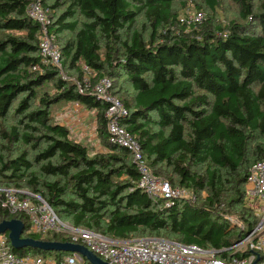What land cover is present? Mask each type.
<instances>
[{"label":"trees","instance_id":"obj_1","mask_svg":"<svg viewBox=\"0 0 264 264\" xmlns=\"http://www.w3.org/2000/svg\"><path fill=\"white\" fill-rule=\"evenodd\" d=\"M187 1L0 0V120L18 118V126L0 132L11 144L36 149L38 164L33 170L26 151L14 159L0 155V186L39 194L63 221L113 240L148 234L216 252L243 240L257 222L244 206L247 177L264 160V143L252 145L256 136L264 140V0L257 14L253 0H232L247 24L223 27L207 20L192 34L176 10ZM199 1L216 11L222 0ZM34 3L47 11L58 46L62 34H72L59 47L62 66L76 79L43 63L41 27L29 15ZM141 14L146 24L138 29ZM85 74L96 77L89 87ZM103 78L114 96L132 88L133 94L119 98L130 113L122 125L135 135L152 173L174 188L206 192L201 204L153 198L138 187L132 153L109 142L110 105L92 92ZM50 83L55 94L40 96ZM61 102L95 112L107 154L90 156L66 125L51 121V108ZM231 212L243 227L230 222ZM12 219L22 217L6 215ZM46 241L70 239L54 234ZM16 252L58 260L72 255Z\"/></svg>","mask_w":264,"mask_h":264},{"label":"built area","instance_id":"obj_2","mask_svg":"<svg viewBox=\"0 0 264 264\" xmlns=\"http://www.w3.org/2000/svg\"><path fill=\"white\" fill-rule=\"evenodd\" d=\"M29 15L41 27L40 51L43 63L60 69L62 52L56 43V36L49 33L51 19L47 11L41 4L34 3L29 8ZM202 21L203 14H197L195 23L200 24ZM84 83L89 87L88 78L84 79ZM111 86V81L103 78L92 91L110 105L106 113L110 144L126 148L132 153L141 175L138 184L140 189L153 198L165 201L180 198L183 193L181 188H174L149 169L140 143L122 125V120L130 113L112 94ZM79 90L83 93L85 88L80 85ZM244 206L256 217L255 226L230 249L216 252L163 237L113 240L93 230L63 221L39 194L27 189L0 186V224L6 221V215L21 216V221L26 226L23 238L46 241L54 234H63L69 237L71 243L87 247L109 264H264V160L254 164L249 172ZM223 251L234 254L221 258L219 255ZM85 261L75 254L60 260L31 253L19 254L12 245L9 232L0 235V264H85Z\"/></svg>","mask_w":264,"mask_h":264},{"label":"rangeland","instance_id":"obj_3","mask_svg":"<svg viewBox=\"0 0 264 264\" xmlns=\"http://www.w3.org/2000/svg\"><path fill=\"white\" fill-rule=\"evenodd\" d=\"M46 1L48 5H53L56 2V0ZM67 7L68 5L62 6L57 10V14H62L67 9ZM253 7L254 13L257 14L261 12L262 0H253ZM176 10L179 14V20L182 26L185 27V33L187 34H192L195 29L201 30L200 28L195 26V18L199 13L203 14L202 24H206L207 20H214L215 24L222 25L223 27L228 26L232 21L240 24L248 23V20L242 17L241 8L232 0H222L220 6L216 9V11L210 10L199 0H189L186 2V5L178 3L176 5ZM76 19L79 23H82L84 21V18L79 14L77 15ZM145 22V16L143 14L139 15L136 28L141 29L142 26L146 24ZM71 38L72 34H70L69 32L62 34L59 37V46H63L65 40H69ZM59 71L61 77L67 78L68 80H74L77 78L76 72L69 70L68 67L65 68L64 66H62ZM84 77L88 78L89 85L92 84L94 79L96 78L95 75L90 74H85ZM125 88L128 93L125 92V94L117 95L116 97L118 99H123L122 97L124 95L130 96L131 94H133V90L131 87L126 86ZM39 92L40 96H43V93H47L52 96L55 94V89L50 83L42 86L39 89ZM17 104L18 102L15 103L14 108L17 106ZM51 121L53 123H61L66 125L71 130L72 139L87 146L90 152V156H95L97 154H107V147L104 144V140L98 138L99 123L94 111L73 103L61 102L51 108ZM15 126H18V118L14 117L13 115L7 120H0V130L7 131ZM256 137L253 139V146L264 143V140ZM35 150L36 149H33L32 147L26 146L24 144H11L7 140V138L3 136V133L0 132V155L4 156L6 159H14L22 151H26L29 154V159L34 165L33 170H35L38 168V164L34 162V158L37 155V152ZM182 192L183 193L181 194L180 199H183L184 201H197L200 204L202 203V200L207 196L206 192L193 194L184 189H182ZM227 217H229V220L231 223H233V225L239 227L243 225L239 215L236 212L228 213ZM145 236L150 235L147 234ZM145 236L133 234L130 238H132L131 240H136Z\"/></svg>","mask_w":264,"mask_h":264},{"label":"water","instance_id":"obj_4","mask_svg":"<svg viewBox=\"0 0 264 264\" xmlns=\"http://www.w3.org/2000/svg\"><path fill=\"white\" fill-rule=\"evenodd\" d=\"M26 231L25 224L19 219L3 221L0 224V235L9 232V237L16 251H39L43 253L58 252L75 254L84 258L90 264H109L91 252L87 247L71 242H54L23 238ZM257 264V262L255 263Z\"/></svg>","mask_w":264,"mask_h":264}]
</instances>
